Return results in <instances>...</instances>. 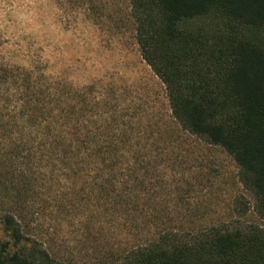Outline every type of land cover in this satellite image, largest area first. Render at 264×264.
Listing matches in <instances>:
<instances>
[{"label":"trees","instance_id":"obj_1","mask_svg":"<svg viewBox=\"0 0 264 264\" xmlns=\"http://www.w3.org/2000/svg\"><path fill=\"white\" fill-rule=\"evenodd\" d=\"M128 2L141 57L165 87L168 128L0 63V264H74L32 235L40 197L59 218L91 206L81 237H100V264H264V226L211 220L185 200L209 171L179 173L187 140L221 149L264 222V0ZM168 172L182 178L169 184ZM124 234L136 245L112 243Z\"/></svg>","mask_w":264,"mask_h":264},{"label":"rangeland","instance_id":"obj_2","mask_svg":"<svg viewBox=\"0 0 264 264\" xmlns=\"http://www.w3.org/2000/svg\"><path fill=\"white\" fill-rule=\"evenodd\" d=\"M128 4V0H0V63L30 70L54 88L59 85L60 91H87L91 99L105 98L126 116L168 128L165 87L141 57ZM185 143L184 149L193 155L180 159L187 170L180 175L190 179L207 174L206 169L211 174L204 190L185 200L207 205L208 217L216 222L238 217L264 226L252 210L254 198L238 183L234 162L219 148L194 139ZM179 173L168 172L166 181H179ZM38 200L30 218L34 238L64 254L72 252L74 264H100L103 256L95 250L103 243L100 237L89 241L81 237L91 206L84 202L80 216L73 211L59 218L53 203ZM166 201L176 203L172 197ZM131 236L113 238L112 243L126 249L136 245ZM140 238L149 236L142 233Z\"/></svg>","mask_w":264,"mask_h":264}]
</instances>
